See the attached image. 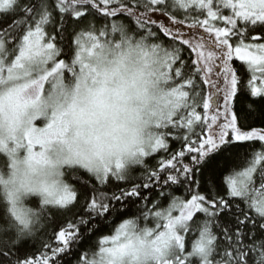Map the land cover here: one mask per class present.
I'll list each match as a JSON object with an SVG mask.
<instances>
[{
	"label": "snow or ice",
	"instance_id": "snow-or-ice-1",
	"mask_svg": "<svg viewBox=\"0 0 264 264\" xmlns=\"http://www.w3.org/2000/svg\"><path fill=\"white\" fill-rule=\"evenodd\" d=\"M245 96L264 116V0H0V264H264ZM241 142L261 147L203 181Z\"/></svg>",
	"mask_w": 264,
	"mask_h": 264
},
{
	"label": "trees",
	"instance_id": "trees-1",
	"mask_svg": "<svg viewBox=\"0 0 264 264\" xmlns=\"http://www.w3.org/2000/svg\"><path fill=\"white\" fill-rule=\"evenodd\" d=\"M49 2H51V0H49ZM174 14L177 15L178 18L181 19L183 18L182 14L179 12H176ZM121 19H123V17H121ZM89 20H91L93 23H96L97 26H99L100 23H102V21L98 19H94L93 17H89ZM56 27L58 29L59 25L57 24ZM240 63L242 62H237V67H239ZM240 71L243 72L245 71V69L241 68ZM257 99L259 98L256 97L249 98L245 96V97H241L237 104V107L239 109L246 112L247 111L252 112V115L249 116L248 119L242 122V127H244L246 130L249 128H264V116L261 115V111H262L261 105L254 104L252 102L253 100H257ZM179 147L180 145L177 142H175L174 140L170 141L171 149L177 150L179 149ZM260 147H261L260 143L241 142L238 147L230 149L229 151L225 152L223 155L217 157V161L214 162L213 166H211V171H207V170L205 171L203 181H207L208 183H212L213 181H215L219 183L221 181L222 175H227L230 169L235 168L236 170H240L242 167L246 166V161L251 159V152L253 150H259ZM157 159H159V157H157ZM3 161H4V157L0 155V165L3 164ZM147 164L150 167L154 166L156 164V159L147 160ZM135 174L139 175V172H136ZM174 187L179 188V186H174ZM156 191H159V189H156ZM174 194L177 196H181L183 195V190L181 189L179 191H175ZM81 203H83V201H81ZM236 203H240V201L237 200ZM139 206L140 205H136L135 207H139ZM128 207L132 208V210L135 211V208L133 206L128 205ZM241 207H243V204H241ZM77 210H79V205H77L76 209H73V211H77ZM66 218L71 219L72 213L67 212L63 214H57L56 216L57 223L50 224L46 229L39 231L34 237L27 238L28 242L22 249L21 254L26 253L28 255H32L33 253H35L38 256L40 252L44 251L42 245L45 242H49V243L52 242L51 237H52L53 228H55L57 224H62ZM104 231H107V229L105 228ZM80 247L87 249L89 245L87 242H85ZM72 251L75 252L76 250L73 249ZM59 264H76V258L74 255H62L61 259L59 260Z\"/></svg>",
	"mask_w": 264,
	"mask_h": 264
},
{
	"label": "rangeland",
	"instance_id": "rangeland-1",
	"mask_svg": "<svg viewBox=\"0 0 264 264\" xmlns=\"http://www.w3.org/2000/svg\"><path fill=\"white\" fill-rule=\"evenodd\" d=\"M157 17H159L160 20L167 21V17H166V16H163L161 13H158V12H157V13L153 14V19H156ZM184 30H185L186 32L189 31V29L187 28V24L184 25Z\"/></svg>",
	"mask_w": 264,
	"mask_h": 264
}]
</instances>
